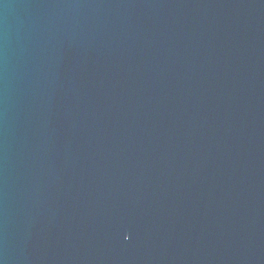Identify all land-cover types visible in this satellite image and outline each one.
Returning <instances> with one entry per match:
<instances>
[{
	"label": "water",
	"instance_id": "water-1",
	"mask_svg": "<svg viewBox=\"0 0 264 264\" xmlns=\"http://www.w3.org/2000/svg\"><path fill=\"white\" fill-rule=\"evenodd\" d=\"M0 264H264V0H0Z\"/></svg>",
	"mask_w": 264,
	"mask_h": 264
}]
</instances>
